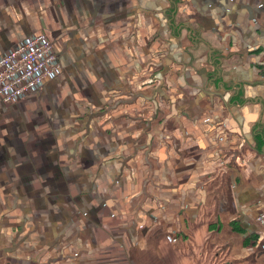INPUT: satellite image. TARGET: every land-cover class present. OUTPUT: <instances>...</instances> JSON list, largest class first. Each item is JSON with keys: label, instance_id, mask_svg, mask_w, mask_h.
I'll use <instances>...</instances> for the list:
<instances>
[{"label": "crops", "instance_id": "crops-1", "mask_svg": "<svg viewBox=\"0 0 264 264\" xmlns=\"http://www.w3.org/2000/svg\"><path fill=\"white\" fill-rule=\"evenodd\" d=\"M172 1L0 0V264H264V0Z\"/></svg>", "mask_w": 264, "mask_h": 264}, {"label": "built area", "instance_id": "built-area-1", "mask_svg": "<svg viewBox=\"0 0 264 264\" xmlns=\"http://www.w3.org/2000/svg\"><path fill=\"white\" fill-rule=\"evenodd\" d=\"M61 73L62 64L53 43L45 35L25 38L0 57V98L5 104L16 103ZM257 221L264 224V213ZM169 241L176 239L169 238Z\"/></svg>", "mask_w": 264, "mask_h": 264}, {"label": "trees", "instance_id": "trees-1", "mask_svg": "<svg viewBox=\"0 0 264 264\" xmlns=\"http://www.w3.org/2000/svg\"><path fill=\"white\" fill-rule=\"evenodd\" d=\"M178 1H179V0H173V1H172L173 7H174V5H177V4H178ZM173 25H174V24H173ZM174 26H175L176 29H179V30L183 29V25H177V24H176V25H174ZM193 33H194V32L192 31V35H193Z\"/></svg>", "mask_w": 264, "mask_h": 264}, {"label": "rangeland", "instance_id": "rangeland-1", "mask_svg": "<svg viewBox=\"0 0 264 264\" xmlns=\"http://www.w3.org/2000/svg\"><path fill=\"white\" fill-rule=\"evenodd\" d=\"M1 209H2V210H5L6 208H2V207H1ZM0 220H2V218H0ZM6 230H7V228H6ZM16 230H17L18 233H20V232L22 231V230H20V229H16ZM174 239H175V238H174ZM175 242H176V241H175Z\"/></svg>", "mask_w": 264, "mask_h": 264}]
</instances>
